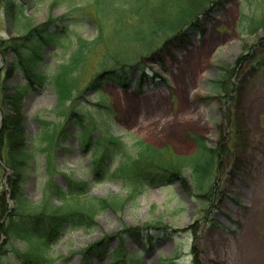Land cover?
I'll use <instances>...</instances> for the list:
<instances>
[{
	"label": "rangeland",
	"instance_id": "1",
	"mask_svg": "<svg viewBox=\"0 0 264 264\" xmlns=\"http://www.w3.org/2000/svg\"><path fill=\"white\" fill-rule=\"evenodd\" d=\"M12 3L24 7L20 20L10 17ZM207 8L208 14L195 19L196 27L190 21L180 24L173 13L169 25L178 23L184 31L177 39L170 41L172 31L165 33L139 53H134L139 44L130 41L123 48L130 71L125 90L111 81L91 86L96 74L113 65L104 57L116 47L111 39L114 19H103L91 1L0 0L3 80L14 61L11 40L50 20H57L55 29L70 36L65 50L44 55L42 70L52 77L51 84L29 92L23 103L26 141L36 149L22 184L30 204L26 208L50 204L54 210L61 203L50 197L52 187L67 192L87 183L83 202L96 215L91 230L64 227L52 244L54 264H84V252L91 247L97 252L92 264H113L117 256L133 264H264V33L250 32L252 19L264 17V0H228ZM76 36L91 45L72 94V102L82 106L68 102V113L93 117L99 126L92 133L94 142L106 136L124 143L120 156L105 150L98 156L109 155L110 172L149 182L140 192L120 177H97L96 146L81 142L75 120L65 135H57L66 122L56 110L54 79L76 51ZM222 79L225 88L218 84ZM7 86H25L23 75L14 73ZM10 115L8 107L0 112V130ZM45 123L52 124L54 133L46 132ZM47 136L51 138L45 145ZM200 141L215 157L201 153ZM6 147L2 156L12 150L10 144ZM198 161L206 176L200 188L194 172ZM174 174L179 181L169 180ZM12 179L10 160L0 158V264H25L19 256L26 244L9 239L7 231L17 210ZM99 200L117 206L103 209Z\"/></svg>",
	"mask_w": 264,
	"mask_h": 264
},
{
	"label": "trees",
	"instance_id": "2",
	"mask_svg": "<svg viewBox=\"0 0 264 264\" xmlns=\"http://www.w3.org/2000/svg\"><path fill=\"white\" fill-rule=\"evenodd\" d=\"M88 1L95 4L103 19H114L116 23L112 35L114 38H111L115 41V50L110 54L107 53L104 57L105 61L109 62L108 64L113 65H106L105 69L96 74L91 86L96 87L100 85L102 81H111L119 85L122 89L127 90L129 89L128 86L130 83L129 67L126 68V65H129L127 64L129 55H127V52H125L123 48L128 47L131 44L130 41H135L139 44L140 48L134 51V53H139L141 48L151 47L158 41L159 37L165 33L172 31V35L168 39H170V41L172 39H177L182 36L183 30L180 29L183 25H176L178 23L173 24V26L169 25L168 20L174 12L176 17L181 20L180 24L190 21L192 22L191 24L196 27L194 25L195 19L199 15L201 16L209 13L207 4L211 7L210 9H212L213 6L214 8H218V6L223 5L228 0H158L156 4L153 3L152 0ZM206 1L207 3L205 4ZM11 7V9H13V14L10 16L11 19L20 20L25 16L24 7L22 5L12 3ZM132 17L137 18V22H130ZM69 21L79 24L77 18H71ZM56 24L57 20H50L43 25L31 28L26 35L11 40L12 46L10 49L13 53L14 61L11 67L6 70V80L2 79L3 71H0V112H2L5 107H8L11 113L10 117L4 118L3 128L0 130V158L3 160H10L11 168L15 176V179H12L10 182L12 197L17 203V210L14 214L15 218H13L14 215L9 218L11 227L7 231L8 234L11 235L9 239L14 237L26 244L25 251L19 256L25 264H54L56 260L52 258L51 255L52 244L60 239L64 227L70 225L73 229L86 228L91 230L94 227L93 220L96 217L93 212L94 209H92L88 203L86 204L83 202V196L87 194V183L82 184L83 188H70L67 192L61 188L57 190L56 187H52L54 192L50 197L54 196L57 201L61 203V206L53 208L54 210L50 209V204H44L41 208L36 206L31 209L26 208L29 203L24 199V195H22L21 192L22 184L27 178L28 169L36 153V149L30 148L26 141V134L23 127L24 98L29 92L40 91L44 89L46 85L51 84L52 77L42 70L44 55L47 50H65L67 47L65 43L70 39V36L66 37L68 33L63 35L61 31L55 29ZM101 24L99 23L98 26L102 28ZM250 29V32L262 30L264 33V17L260 20L252 19ZM175 30L177 31L174 32ZM77 37L78 36H76L78 47L76 51L71 55L69 62L60 69L57 77L54 79V85L58 95L56 110L59 111V114L64 116V121L66 122L64 123V128L58 133L56 131V133L57 135L64 134L69 123L75 120L81 142L87 145L94 144L96 146L97 151H95V153L97 154V158L94 162L98 165L97 177H101V179L120 177L126 183L135 185L137 188L136 192H140V188L143 189L144 185L149 183L146 182L144 178L142 179V176L136 177L132 181L124 176L118 175L115 170L110 172L108 168L107 159L109 155L113 152H117L120 156L126 148L124 143L114 137L108 138L106 136H103L101 141L94 142V140H92V133L98 130L97 128L99 126L96 125L93 117L88 115L85 116L80 112L81 115L76 116L68 113V102H71L73 106H82L76 100L72 102L74 99L72 94H74L76 85L80 82L78 76L85 63L89 45H91L81 37ZM100 38L101 36H99L98 42ZM132 48V50L135 49L133 46ZM132 50L130 49L128 51L133 53L131 52ZM120 58L123 60L118 61ZM14 73L23 75L25 86L11 90L7 86V80L13 77ZM228 74L229 72H225V76ZM223 79L219 81L218 84L225 88ZM138 86L140 87L141 84ZM99 107L102 109L106 108L104 104L99 105ZM109 111L110 110H107V112ZM51 126L52 124L49 123L44 124L45 130L51 129ZM51 130L54 133V130ZM46 132L50 133L49 130ZM50 138L51 137L47 136L46 141L42 140L43 144L46 145V142L50 141ZM7 144L12 146V150L9 154L6 152L7 155L2 156V151L4 148H7ZM111 146L114 147L115 151L112 150ZM199 146L203 155L208 153L210 158L215 157L216 152L208 149L204 141H200ZM42 150L44 153L46 152L45 148ZM102 150L107 151L109 155L99 158L98 153ZM204 169V164L198 161V164L194 168V172L195 175L199 177L195 182L199 188L202 187V183L204 184L206 182L204 181L206 176L202 175ZM169 180L171 182H177L180 178L177 174H174ZM70 201L71 203H69ZM99 203L103 209L104 207L108 208L116 205L110 204L107 200H99ZM7 210L6 212L8 213ZM30 210H33L32 214L25 216L24 214ZM91 248L84 252V254L87 253L85 258H83L84 264H92L90 262L91 257L97 255L96 250ZM113 264H133V262L117 256L114 258Z\"/></svg>",
	"mask_w": 264,
	"mask_h": 264
}]
</instances>
